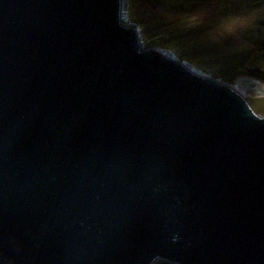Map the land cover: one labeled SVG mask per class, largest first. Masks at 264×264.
Wrapping results in <instances>:
<instances>
[{
	"label": "water",
	"instance_id": "95a60500",
	"mask_svg": "<svg viewBox=\"0 0 264 264\" xmlns=\"http://www.w3.org/2000/svg\"><path fill=\"white\" fill-rule=\"evenodd\" d=\"M126 4L0 0V264H264V116Z\"/></svg>",
	"mask_w": 264,
	"mask_h": 264
},
{
	"label": "rangeland",
	"instance_id": "374dc122",
	"mask_svg": "<svg viewBox=\"0 0 264 264\" xmlns=\"http://www.w3.org/2000/svg\"><path fill=\"white\" fill-rule=\"evenodd\" d=\"M127 2L130 20L138 24L147 48L171 50L181 60L220 80L227 75L233 80L228 84L246 92V98L255 111L264 116V94L244 85L258 81L264 91V79L255 76L263 71L250 67L259 65L264 69V40L257 39L254 45L247 47L235 43H214L199 31H188L180 26L178 19L185 7L183 0H154L155 9L145 0ZM240 81L242 85L238 83ZM154 264L166 263L158 260Z\"/></svg>",
	"mask_w": 264,
	"mask_h": 264
},
{
	"label": "clouds",
	"instance_id": "9594fccd",
	"mask_svg": "<svg viewBox=\"0 0 264 264\" xmlns=\"http://www.w3.org/2000/svg\"><path fill=\"white\" fill-rule=\"evenodd\" d=\"M180 26L199 31L214 43L247 47L264 40V0H183Z\"/></svg>",
	"mask_w": 264,
	"mask_h": 264
},
{
	"label": "trees",
	"instance_id": "16d2710c",
	"mask_svg": "<svg viewBox=\"0 0 264 264\" xmlns=\"http://www.w3.org/2000/svg\"><path fill=\"white\" fill-rule=\"evenodd\" d=\"M248 58H250V57H248ZM247 58V59H248ZM253 58H250V60H252ZM251 67V69H255V70H258V71H263V73L262 74H258L257 73V75L255 74V76H257V77H260L261 79H264V69L263 68H260L261 66H259V65H256V66H250ZM250 73H252L251 71H250ZM222 78V80H223V82H227V83H231V81H233L230 77H228L227 75L226 76H222L221 77ZM163 262H165L166 264H169V262H167V261H163Z\"/></svg>",
	"mask_w": 264,
	"mask_h": 264
},
{
	"label": "bare ground",
	"instance_id": "6f19581e",
	"mask_svg": "<svg viewBox=\"0 0 264 264\" xmlns=\"http://www.w3.org/2000/svg\"><path fill=\"white\" fill-rule=\"evenodd\" d=\"M128 1V0H127ZM128 3V2H127ZM126 6H127V4H126ZM127 11H128V8L126 9V15H127V17H128V19H129V15H128V13H127ZM247 87V86H246ZM256 88V87H255ZM257 89V88H256ZM258 89H262V88H260V85H259V87H258ZM239 92H240V90H238ZM242 94H244L245 96L247 95V93L245 92V93H243V92H241Z\"/></svg>",
	"mask_w": 264,
	"mask_h": 264
},
{
	"label": "built area",
	"instance_id": "2783aa9c",
	"mask_svg": "<svg viewBox=\"0 0 264 264\" xmlns=\"http://www.w3.org/2000/svg\"><path fill=\"white\" fill-rule=\"evenodd\" d=\"M129 19H130V17H129ZM143 43H145V42L143 41Z\"/></svg>",
	"mask_w": 264,
	"mask_h": 264
}]
</instances>
